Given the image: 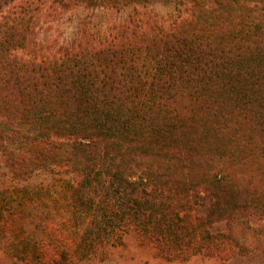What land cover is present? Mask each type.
Returning a JSON list of instances; mask_svg holds the SVG:
<instances>
[{"label":"trees","instance_id":"trees-1","mask_svg":"<svg viewBox=\"0 0 264 264\" xmlns=\"http://www.w3.org/2000/svg\"><path fill=\"white\" fill-rule=\"evenodd\" d=\"M84 8L122 16L37 48L41 20ZM1 158L52 176L30 194L53 205L62 182L27 237L58 264H75L68 231L168 259L264 254V0H0Z\"/></svg>","mask_w":264,"mask_h":264},{"label":"rangeland","instance_id":"rangeland-1","mask_svg":"<svg viewBox=\"0 0 264 264\" xmlns=\"http://www.w3.org/2000/svg\"><path fill=\"white\" fill-rule=\"evenodd\" d=\"M156 8L161 12L165 10L162 6ZM77 14L78 16L71 12L62 21L41 20L37 28L36 43L39 44H36L37 48H53L67 42L78 20L99 32L100 28L122 16V13L117 10L105 11L87 8L80 9ZM33 48L35 47L33 46ZM2 162L1 158L0 264H58V260L54 257V247L45 244L34 248L28 243L27 237L30 233H34L40 238L43 236L42 231L35 229L34 213L43 210L48 212L49 209L55 208L56 204L61 203V198L58 196L61 194L59 192L63 186L62 182H55L58 195L55 200L57 202L53 205L46 192L42 196L30 194L33 187L41 183H48L53 178L52 176L37 174L32 179L17 180L8 169L1 166ZM50 214L48 221L56 215V220H52V223L54 226H59L62 209L57 206V210L52 209ZM74 216L70 212V219L77 221L78 218H74ZM65 237L68 238L67 240L72 246L71 253L74 256L75 264H264V254L261 251H255L248 255L233 254L225 260L220 256L207 254L168 259L156 247L143 244L135 234L125 235L121 243L118 244L112 243V239L107 238L104 244L99 245L100 247L97 249L94 247L98 245L86 247L81 244L80 238L73 231L66 232ZM32 250L36 252V255L30 258L28 253H31ZM37 252L43 254V259L37 257Z\"/></svg>","mask_w":264,"mask_h":264}]
</instances>
